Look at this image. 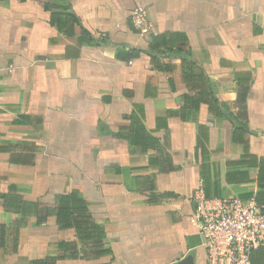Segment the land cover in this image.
Segmentation results:
<instances>
[{"label": "crops", "instance_id": "1", "mask_svg": "<svg viewBox=\"0 0 264 264\" xmlns=\"http://www.w3.org/2000/svg\"><path fill=\"white\" fill-rule=\"evenodd\" d=\"M200 195L264 202V0H0V264H208Z\"/></svg>", "mask_w": 264, "mask_h": 264}, {"label": "built area", "instance_id": "2", "mask_svg": "<svg viewBox=\"0 0 264 264\" xmlns=\"http://www.w3.org/2000/svg\"><path fill=\"white\" fill-rule=\"evenodd\" d=\"M131 22L147 29V13L136 9ZM190 222L196 227L208 264H250L254 250L264 245V204L237 197H195Z\"/></svg>", "mask_w": 264, "mask_h": 264}, {"label": "trees", "instance_id": "3", "mask_svg": "<svg viewBox=\"0 0 264 264\" xmlns=\"http://www.w3.org/2000/svg\"><path fill=\"white\" fill-rule=\"evenodd\" d=\"M154 48L153 44L150 45ZM257 203H264L256 200ZM86 205L79 198L77 194L65 196L60 200V207L56 211V221L58 228L61 230L73 229L79 239H87L91 233H102L101 230L95 226L90 225L86 215ZM85 214V215H84ZM83 242V240H82ZM87 244V242H85ZM96 243V242H95ZM59 252L63 254L62 258H48L45 260L33 261L30 264H55L60 260H79L88 257L87 254H79L75 242H60L58 243Z\"/></svg>", "mask_w": 264, "mask_h": 264}, {"label": "water", "instance_id": "4", "mask_svg": "<svg viewBox=\"0 0 264 264\" xmlns=\"http://www.w3.org/2000/svg\"><path fill=\"white\" fill-rule=\"evenodd\" d=\"M174 264H193L192 258L191 257H186Z\"/></svg>", "mask_w": 264, "mask_h": 264}]
</instances>
